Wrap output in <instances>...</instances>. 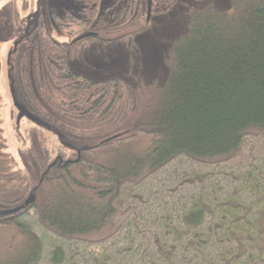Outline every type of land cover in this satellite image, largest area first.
<instances>
[{"label": "trees", "instance_id": "1", "mask_svg": "<svg viewBox=\"0 0 264 264\" xmlns=\"http://www.w3.org/2000/svg\"><path fill=\"white\" fill-rule=\"evenodd\" d=\"M84 1L51 0L57 31L39 18L5 60L25 146L0 152V224L30 238L18 264H264V0L190 8L168 38L160 0L148 20L146 0ZM74 44L122 70L75 71ZM51 181L89 194L93 223L43 209Z\"/></svg>", "mask_w": 264, "mask_h": 264}, {"label": "rangeland", "instance_id": "2", "mask_svg": "<svg viewBox=\"0 0 264 264\" xmlns=\"http://www.w3.org/2000/svg\"><path fill=\"white\" fill-rule=\"evenodd\" d=\"M216 1L220 0H160L165 13L163 18L154 21L155 27L161 26V37H171L186 10L190 8L199 10ZM48 7L49 0H0V146H2L0 152L6 157L13 155L16 158L18 149L25 145L22 138L20 141L16 140V133L9 127L12 101L8 92L5 60L19 38L36 24L38 11L47 16ZM160 21H163L164 25ZM124 30L126 29H121ZM57 39L68 40L65 35H60ZM68 64L75 71L91 77L109 76L123 68L122 63L118 64L112 57L109 61L96 62L90 53L81 52L75 44L69 46ZM21 129L19 126L17 132H22ZM67 182L71 183L70 180ZM1 184L4 185L3 182ZM38 196L41 207L47 208V212L54 208L70 206L77 217L89 218V223H93V198L80 189L73 190L66 182H48L40 188ZM29 241L30 238L25 233L0 224V264H18L27 257Z\"/></svg>", "mask_w": 264, "mask_h": 264}, {"label": "flooded vegetation", "instance_id": "3", "mask_svg": "<svg viewBox=\"0 0 264 264\" xmlns=\"http://www.w3.org/2000/svg\"><path fill=\"white\" fill-rule=\"evenodd\" d=\"M77 1H79V0H77ZM101 1L102 0H94V2H93V0H91V2H93V5H94V8L95 9H98L99 8V6H100V4H101ZM111 1L112 0H109V4H108V6H110L111 5ZM150 2H149V12H148V0H146V19L148 20L149 19V15H150V13H151V7H152V0H149ZM85 2V4H88L90 1H87V0H85L84 1ZM50 5H51V0H49V7H48V13H47V16H43L42 15V13L40 12V10L38 11V18H37V20L39 19V18H41L42 19V21H43V24H46L47 25V20L50 18L51 19V23L50 24H52V25H54L55 26V28H56V31H57V26H56V23L54 22V20H53V18L56 16H59V19H61V20H64V10H62L60 13H58V14H53L54 12L50 9ZM64 7H65V5H64ZM92 9H93V7H92ZM111 10H113L112 8H111ZM55 12H57V11H55ZM36 24H37V21H36ZM36 24L34 25V26H36ZM33 26V27H34ZM32 27V28H33ZM31 30V29H30ZM29 30V31H30ZM28 31V32H29ZM27 32V33H28ZM26 34V33H25ZM59 34V33H58ZM24 35V34H23ZM63 35H67L66 33H63L61 36H63ZM91 35H93V32L92 31H90V30H88V31H86L85 33H83V34H81V35H79V36H77V37H75V38H73L72 40H71V42L72 43H75V42H77V41H79V40H81V39H83V38H85V37H89V36H91ZM59 36V35H58ZM68 38V37H67ZM20 39V38H19ZM69 39V38H68ZM16 44V43H15ZM15 46V45H14ZM14 48V47H13Z\"/></svg>", "mask_w": 264, "mask_h": 264}, {"label": "water", "instance_id": "4", "mask_svg": "<svg viewBox=\"0 0 264 264\" xmlns=\"http://www.w3.org/2000/svg\"><path fill=\"white\" fill-rule=\"evenodd\" d=\"M149 2H150V1L148 0V12H149ZM33 201H34V195H33L32 193H29V194L27 195V197L25 198V200H24V202H23L22 205L17 206V207H15V208H13V209L7 211V213H13V212L19 210L20 208H22L23 206H27L28 204H31Z\"/></svg>", "mask_w": 264, "mask_h": 264}, {"label": "bare ground", "instance_id": "5", "mask_svg": "<svg viewBox=\"0 0 264 264\" xmlns=\"http://www.w3.org/2000/svg\"><path fill=\"white\" fill-rule=\"evenodd\" d=\"M129 42V41H128Z\"/></svg>", "mask_w": 264, "mask_h": 264}]
</instances>
